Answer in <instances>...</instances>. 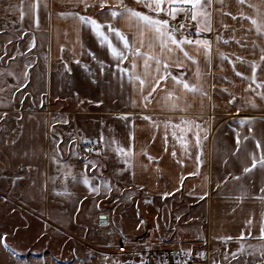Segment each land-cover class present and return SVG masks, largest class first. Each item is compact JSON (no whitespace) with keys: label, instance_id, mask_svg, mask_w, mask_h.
<instances>
[{"label":"crops","instance_id":"0c3cea01","mask_svg":"<svg viewBox=\"0 0 264 264\" xmlns=\"http://www.w3.org/2000/svg\"><path fill=\"white\" fill-rule=\"evenodd\" d=\"M45 3L48 5L47 19L46 15L44 17L47 30L44 33L37 30V63L34 68L28 69L30 81L36 79L44 87V193L47 198L54 199L52 202L48 199L39 210V227L68 231L66 238L73 246L70 251L75 252V260L71 264H113V261L128 264V260L134 262L135 256L138 257L135 264H139L140 252L151 246L174 248L214 264H264V256L261 255L264 239L258 238L260 213L264 210V202L259 199L264 196L261 192L264 168L257 163L249 173H243L244 167H251L253 155L258 159L264 154V100L257 95L264 92V88L258 86L264 82V71L257 69V83L245 91L249 81L236 76L233 64L228 60L221 62L216 55L218 51L225 53L229 60L235 61L236 71L250 76L249 62L257 60L259 63V48L264 46V35H259L247 18L216 11L211 15L212 31L199 34L200 38L212 42L211 69L204 66L203 55L196 52L193 46H184L190 55L197 57L205 73L204 88L208 96L185 94L169 79L167 84L161 81L156 86L153 92L155 99L145 108L144 102L139 99V80L130 82L128 74H124L121 81L116 61L107 51V46L99 43L91 26L78 24L71 16L58 14L61 11H77L82 15H93L103 22L105 17L96 15L98 9L89 8L85 13L81 8L73 9L71 4L62 3V0H40L41 7ZM110 3L116 4V0H110ZM123 3L129 7H143L136 0H123ZM249 15L258 16L257 13L246 14ZM260 15L264 16V13ZM233 16L236 18L233 19ZM115 23L129 37L137 32L136 26L129 27L123 19ZM103 31L107 34L106 26ZM141 31L143 35L137 38L141 53L163 58V62L169 64V71L174 74L181 71L190 83L197 82L194 66L178 68L169 59L177 55L182 57V53L162 51L154 31L147 27H142ZM217 34L222 37L218 43ZM109 39L122 48L114 34H109ZM45 40L46 47L43 45ZM253 44L257 47L253 48ZM89 51L95 52L99 60L104 61L103 73L101 65L88 55ZM74 54L81 63L74 62ZM127 56L123 65L130 68L133 57L131 53ZM237 56L242 57L243 62L236 60ZM135 59V73L145 81L142 88L146 95L152 90L151 85L157 77L155 62L150 59L149 70L146 71L145 57L138 55ZM65 63L70 72L66 70ZM186 64L191 65V62L186 61ZM36 71H39L38 74ZM63 83L71 84L75 89L83 84L90 88L84 94L71 87V91L67 92L62 88ZM165 89H172L176 95L182 96L181 107L189 105L186 110L170 108L168 103L175 97L166 102ZM27 92L32 94L29 88ZM229 93L237 97L235 106L228 102ZM133 100L137 103L133 104ZM157 100L159 103H156ZM245 100H254L256 106L241 107ZM62 102L70 104L68 110L61 109ZM121 113H129L130 122L121 119ZM144 116L157 121L158 127L143 119ZM182 118L196 120L208 130L199 169L194 159L195 149L191 147L195 142V129L189 131L181 125ZM244 118H250L251 123L238 125ZM65 120L68 122L64 123ZM165 120L170 121L167 128ZM181 128L185 130L181 132ZM165 132L167 151L164 146ZM101 134L103 142H99ZM201 135L205 133L201 132ZM181 136L183 140L178 139ZM83 137L90 140L95 148H102L103 152L82 158L77 152L76 139ZM112 140L116 143H111ZM256 140L260 141V148L256 146ZM185 141L189 146L187 153L184 150ZM117 147L130 148L127 165L124 157L118 155ZM173 148L175 157L171 155ZM190 155L192 158H189ZM86 160L97 162V167L93 169L90 163L86 167ZM178 160H183V164ZM84 176L91 180L93 186L101 185L99 193L90 191L84 185ZM241 186L245 195L238 200ZM65 189L67 195L59 194ZM166 192L170 195L165 196ZM203 192L208 195L201 198ZM252 214L254 226L249 236L244 221ZM108 225L112 231L110 239L102 231ZM241 231L245 232L242 240L239 238ZM225 236L232 239L225 240ZM146 238L151 242H147ZM241 245L243 251L237 252ZM120 246L129 252L118 253ZM233 252H236L235 258L231 255Z\"/></svg>","mask_w":264,"mask_h":264},{"label":"rangeland","instance_id":"374dc122","mask_svg":"<svg viewBox=\"0 0 264 264\" xmlns=\"http://www.w3.org/2000/svg\"><path fill=\"white\" fill-rule=\"evenodd\" d=\"M216 1L213 0L204 11L210 15L216 11L222 14H237L241 11L237 0H223L224 7H221L220 3L215 5ZM29 2L22 0L24 15L21 18V9L18 7L21 0H0V113H6L5 118L0 120V236L6 234V238L0 240V264H71L74 263L75 252L70 251L73 246L70 239L66 238L68 231L43 230L38 224L39 210L48 199L51 202L54 199L47 198L44 193V87L39 85L36 79L30 81V77L24 86H20L25 63H32L34 68L38 58L35 52L39 41L36 36L38 29L28 11ZM206 2L207 0H201L202 4ZM249 3L257 5L260 13H264V4H261L260 0H246L242 8L245 14L257 13L254 8L248 7ZM135 8L146 13L149 11L140 5ZM45 15L47 19L48 7H40L41 32L47 30L44 26ZM153 15L165 16L177 27L184 23L186 30L181 29L184 35L193 40L197 38L196 21L185 19L184 12H180L175 20L166 17L164 13ZM33 36L35 47L29 51ZM43 45L46 47L47 40ZM9 72L15 75H7ZM38 72L36 71V74ZM16 77H20V81ZM70 87L79 90L80 94L90 88L86 84L78 89L68 83L62 85L67 92ZM28 88L32 94L27 92ZM69 107V103L62 102L63 111ZM238 125L241 123L238 122ZM81 127L82 125L78 128ZM76 141L77 152L82 158L95 156L96 151L86 149V145H91L90 140L83 137ZM13 190H16L14 194ZM106 227L102 231L105 232L104 236L110 239V225ZM5 242L6 248L3 246ZM137 260L138 257L135 256L134 262L128 260L127 263L135 264Z\"/></svg>","mask_w":264,"mask_h":264},{"label":"snow or ice","instance_id":"6c2138e0","mask_svg":"<svg viewBox=\"0 0 264 264\" xmlns=\"http://www.w3.org/2000/svg\"><path fill=\"white\" fill-rule=\"evenodd\" d=\"M137 3L142 4L144 8H147L149 11L146 13L144 11L137 10L134 7H129L127 4L123 3V0H116V4H111L110 0H62V3L71 4L73 9L75 8H81L87 12L89 8H97L98 11L96 15L105 17L103 22L98 21V19L94 18L93 15L90 14H80V12L77 11H61L58 13L59 15L63 17L71 16L78 24L83 25H90L92 32L96 35V37L99 39V43L103 46H107V51L111 54L113 59L116 61L115 67L118 70V73L120 74L121 81L123 80L124 74H128V79L130 82L139 80V83L141 85V91H140V97L139 99L142 100L143 107H147L149 104L153 102L155 99L153 97V92L156 90V86L160 84L161 81H164L165 84H167L168 80L170 79L172 82H174L175 85L178 86L180 90H182L185 94H192L193 96L199 95L201 97H207L208 93L206 89L204 88V83H206V80L203 79L205 73L201 68V65L197 59V57L192 56L189 54V52L185 49V45H190L194 47V50L198 53H201L204 58V66L208 68L209 70L212 67V60H213V52H212V42L209 39H202L200 38L201 32H209L212 31V18L209 12L204 11L205 8L209 7L213 0H207L205 4L201 3V0H136ZM218 3L221 4V7H224L223 0H217ZM167 4V7H163L164 4ZM237 3L241 6V11H239L237 14L243 19L247 18L251 21L252 26L255 27L256 32L259 35H264V16L260 15V8L255 4H248V7L254 8L257 11L258 16H246V14L243 12L242 8L246 3V0H237ZM261 4H264V0H260ZM190 6V7H189ZM18 7L21 9L20 16L21 18L24 15V5L22 3H19ZM40 0H30L28 4V11L32 14L33 17V23L34 26L39 29L40 26V19H39V10H40ZM45 9H47L48 5L45 3L43 5ZM185 13V19H191L193 21H196L195 26V32L197 34V38L195 40L191 39L189 36L184 35V33L181 31V29H185L184 23H180L179 27H177L175 24L170 23V20L168 18H165V16H157L153 15V13L160 14L164 13L166 17L172 18V20H175V17L180 13ZM190 13V16H189ZM228 15H232L231 12L227 13ZM110 17V18H109ZM233 19L236 17L233 16ZM125 20L128 22L129 27L136 26L137 32L133 33L131 37H129L127 34L121 31V29L117 26L115 23L118 20ZM203 25V27L201 26ZM107 27V34L103 31L104 27ZM142 27H147L154 31V33L157 35L160 43V47L162 51H166L168 53H172L174 51L178 53H182V57L180 55H177L175 57H169L174 63L175 66L178 68L181 67H187V66H194V76L196 77V83H190L187 79L184 77V73L180 72L179 74H174L171 71H169V64L167 62H163V58H156V57H149L147 53H141L140 47L137 46V38L142 36L143 33L141 31ZM227 27V25H225ZM186 30V29H185ZM177 33H179V36H177ZM109 34H114L116 37V40L119 42V44L122 45V48L117 47L113 44V42L109 39ZM222 39V37L217 34L216 41L217 43ZM77 40H79V36H77ZM227 43V41H224ZM239 43V41H237ZM35 47V36L32 37L30 41V49ZM80 47L83 48V44H80ZM257 47V45L253 44V48ZM61 51H63V46H61ZM127 53L132 54V61L131 67H126L123 65L124 60L128 59ZM88 55L91 56L93 60H96L100 65V71L103 73V60H99L97 54L95 52L89 51ZM138 55H142L145 57L144 59V68L146 71L149 70V60L152 59L155 62V70L157 73V77L155 78L154 83L151 85V91H148L147 94H144L142 86L144 85L145 81L140 79L139 76L136 75L135 69L137 67L136 65V57ZM216 55H218L221 59V62L224 60H228L229 63L233 64V71L235 72V75L238 77H242L244 80L249 81L247 88L245 91H248L252 88L253 84L257 83L256 74L257 69L260 68L262 71H264V46H261L259 48V63L257 60H252L249 62L250 64V71L251 75L246 76L244 72L236 71L235 68V61L229 60L228 56L223 52H217ZM74 62L75 63H81V61L78 58H75L74 54ZM236 60H239L243 62V58L237 56ZM186 61L191 62V65H187ZM65 68L67 71H71V69L68 67V64L65 63ZM32 63H25L24 69L21 72L22 82L20 83V86H24V84L27 83L29 72L28 69L32 68ZM84 67H87V65H84ZM9 76H14V73H7ZM18 81H20V77H16ZM96 82V81H93ZM259 87L264 88V82H260L258 84ZM135 88V85H133ZM227 91V89H225ZM259 98L261 100H264V92L257 93ZM230 99L229 103H233L235 106V103L237 101V97L233 93H229ZM175 97L174 100H172L170 103H168V106L172 109L181 108V110H186V108L189 106L185 104L183 107H181L180 101L183 99L182 96L176 95L175 91L172 89H165L164 93V100L166 102L170 101V98ZM133 104H136L137 101L133 100ZM156 103H159L157 100ZM245 105H251L255 107V101L254 100H245L243 103L240 104V106ZM240 108L237 107V111L239 112ZM129 113H121V119H124L126 122L129 121ZM6 116V113H0V120L4 119ZM143 119L151 121L153 125H156L158 127V122L153 121L150 116H144ZM68 121H64V123H67ZM240 123L243 125L245 123H251L250 118H244L240 121ZM165 128L168 127L170 124V121L165 120L164 121ZM181 125H184L185 128L189 131L193 132L194 136V144L191 145L192 148L195 149L194 153V159L196 161L197 169H199L200 164L202 163V157H201V151L203 146V141L207 140V129L202 127L200 123H198L196 120H189V119H181L180 122ZM173 127H180V125H174ZM185 128H181V132L185 130ZM251 132L252 130L249 129ZM201 132H204L205 135H201ZM175 132H173V136L175 137ZM131 136V133H130ZM255 139V136L252 137ZM72 139H75L73 137ZM178 139L183 140V136L179 137ZM245 139H248V137H245ZM104 137L103 134L99 137V142H103ZM56 142V141H54ZM111 143H116L115 140H112ZM237 143L239 146V137H237ZM167 132H165V138H164V146L165 151H167ZM256 146L258 148L261 147V143L259 140H256ZM188 144L187 141H185V153L188 152ZM92 151H96L98 153H102V148H95L91 149ZM118 155H121L124 157V163L127 165L130 161L128 160V153L130 152V148L125 149L123 147H117L116 149ZM173 157L176 156L175 149L173 148V151L171 153ZM149 159H153V157L149 156ZM189 158H192L190 155ZM180 164H183V160L177 161ZM91 164L92 168L95 169L97 167V162L95 161H85V166L87 167L88 164ZM257 163L260 165L261 168H264V154H261L260 157L257 159L254 155L252 158V164L251 167H244L243 173H249L251 171V168H254ZM198 173H188V175H196ZM233 179H239V177H233ZM183 181V176L181 177V182ZM84 185L88 186L90 191L99 193L101 185L97 184L95 186L92 185L91 180L84 176L83 178ZM107 183V182H102ZM217 187L219 188V183L217 184ZM110 191V187L108 188ZM261 192H264V187L261 188ZM63 195H67V190L65 189L64 193H59ZM165 196L170 195V193H164ZM207 192H203L201 198L204 196H207ZM245 195V190L243 186H241L240 195L237 197V199H241ZM259 199L264 202V196H260ZM179 219V217H177ZM101 220H103V217H101ZM254 220V214L249 215L248 218L244 221L245 225L247 226V234L249 236L252 235V228L254 226L253 223ZM258 238L264 239V210L260 213V219L258 223ZM245 236V232L241 231L240 233V239L242 240ZM6 238V234H3V236H0V240H3ZM225 240H230L232 237L225 236L223 237ZM3 246L6 248L7 243L5 242ZM243 251V245L239 249H237V252ZM233 258L236 257V252L231 253ZM261 255L264 256V246H261ZM113 264H119L118 261H113ZM140 264H144V261L141 260Z\"/></svg>","mask_w":264,"mask_h":264},{"label":"built area","instance_id":"2783aa9c","mask_svg":"<svg viewBox=\"0 0 264 264\" xmlns=\"http://www.w3.org/2000/svg\"><path fill=\"white\" fill-rule=\"evenodd\" d=\"M86 149H95L94 145H86ZM13 194L16 190L12 191ZM147 242H151L149 238H146ZM118 253L126 254L129 252L124 246L118 248ZM143 260L144 264H214L208 259H198L192 255H189L183 251H179L174 248H161V247H148L144 251L140 252L139 264Z\"/></svg>","mask_w":264,"mask_h":264}]
</instances>
